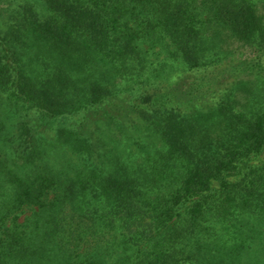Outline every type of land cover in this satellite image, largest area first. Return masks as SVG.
I'll return each mask as SVG.
<instances>
[{
  "label": "trees",
  "instance_id": "16d2710c",
  "mask_svg": "<svg viewBox=\"0 0 264 264\" xmlns=\"http://www.w3.org/2000/svg\"><path fill=\"white\" fill-rule=\"evenodd\" d=\"M0 264H264V0H0Z\"/></svg>",
  "mask_w": 264,
  "mask_h": 264
},
{
  "label": "rangeland",
  "instance_id": "374dc122",
  "mask_svg": "<svg viewBox=\"0 0 264 264\" xmlns=\"http://www.w3.org/2000/svg\"><path fill=\"white\" fill-rule=\"evenodd\" d=\"M242 52H243L244 54H246L247 56H250V55H252V52H251V50H249L248 48H247V49H244V50H242Z\"/></svg>",
  "mask_w": 264,
  "mask_h": 264
}]
</instances>
